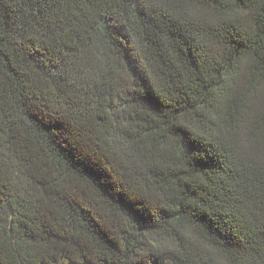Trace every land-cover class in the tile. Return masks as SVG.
<instances>
[{
  "label": "trees",
  "instance_id": "1",
  "mask_svg": "<svg viewBox=\"0 0 264 264\" xmlns=\"http://www.w3.org/2000/svg\"><path fill=\"white\" fill-rule=\"evenodd\" d=\"M0 264H264V0H0Z\"/></svg>",
  "mask_w": 264,
  "mask_h": 264
}]
</instances>
